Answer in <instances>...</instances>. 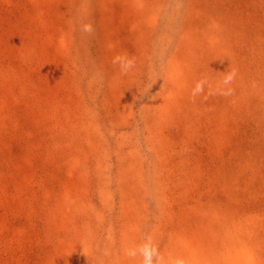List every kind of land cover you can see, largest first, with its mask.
<instances>
[{
    "label": "rangeland",
    "instance_id": "1",
    "mask_svg": "<svg viewBox=\"0 0 264 264\" xmlns=\"http://www.w3.org/2000/svg\"><path fill=\"white\" fill-rule=\"evenodd\" d=\"M0 264H264V0H0Z\"/></svg>",
    "mask_w": 264,
    "mask_h": 264
}]
</instances>
